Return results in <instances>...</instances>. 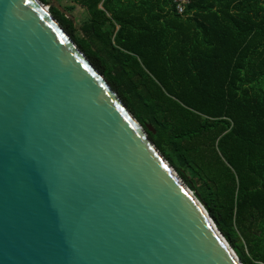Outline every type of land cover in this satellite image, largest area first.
<instances>
[{"label": "water", "instance_id": "95a60500", "mask_svg": "<svg viewBox=\"0 0 264 264\" xmlns=\"http://www.w3.org/2000/svg\"><path fill=\"white\" fill-rule=\"evenodd\" d=\"M50 5L0 0V264H242Z\"/></svg>", "mask_w": 264, "mask_h": 264}, {"label": "trees", "instance_id": "16d2710c", "mask_svg": "<svg viewBox=\"0 0 264 264\" xmlns=\"http://www.w3.org/2000/svg\"><path fill=\"white\" fill-rule=\"evenodd\" d=\"M72 2L86 9L81 35L49 11L242 264H264V0H188L182 13L176 0Z\"/></svg>", "mask_w": 264, "mask_h": 264}, {"label": "rangeland", "instance_id": "374dc122", "mask_svg": "<svg viewBox=\"0 0 264 264\" xmlns=\"http://www.w3.org/2000/svg\"><path fill=\"white\" fill-rule=\"evenodd\" d=\"M49 2H55L59 4L63 9L66 6L73 5V7L69 11L67 10V13L69 14V18L72 19L74 26L77 29V33L81 35V32L79 31V25L86 19L87 13L85 7L80 3L72 2V0H47L46 4ZM50 7H52V5H50L49 8ZM187 177H190V173L188 172Z\"/></svg>", "mask_w": 264, "mask_h": 264}, {"label": "built area", "instance_id": "2783aa9c", "mask_svg": "<svg viewBox=\"0 0 264 264\" xmlns=\"http://www.w3.org/2000/svg\"><path fill=\"white\" fill-rule=\"evenodd\" d=\"M176 2H177L176 9H177L178 13H182L185 4L188 3V0H176Z\"/></svg>", "mask_w": 264, "mask_h": 264}]
</instances>
